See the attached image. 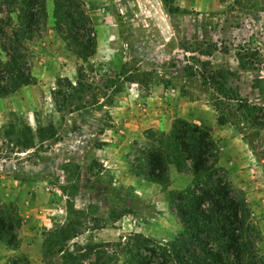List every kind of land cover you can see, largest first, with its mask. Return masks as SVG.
I'll return each mask as SVG.
<instances>
[{
    "label": "rangeland",
    "instance_id": "rangeland-1",
    "mask_svg": "<svg viewBox=\"0 0 264 264\" xmlns=\"http://www.w3.org/2000/svg\"><path fill=\"white\" fill-rule=\"evenodd\" d=\"M43 1L46 19L25 42L36 83L0 98V128L26 123L36 131L54 124L58 135L25 152L0 141V212L20 242L19 251L1 264L18 256L29 264H63L57 249L43 251L46 233L61 225H82L73 241L82 245L117 242L133 233L173 239L182 224L168 192L188 187L192 177L177 173L164 190L132 174L131 165L145 132H168L177 119L212 133L217 166L243 192L264 255V124H254L237 101L231 103L234 118L256 144L252 150L210 100L213 93L224 101L227 96L201 76L214 74L264 115V0H173L178 13H170L163 0H79L90 20L81 33L91 30L96 41L86 61L65 39L55 0ZM6 9L3 4L1 18ZM11 16L16 24L17 14ZM80 65L95 90L62 119L53 92L58 78L75 82ZM218 131L239 144L232 172L230 143Z\"/></svg>",
    "mask_w": 264,
    "mask_h": 264
},
{
    "label": "trees",
    "instance_id": "trees-1",
    "mask_svg": "<svg viewBox=\"0 0 264 264\" xmlns=\"http://www.w3.org/2000/svg\"><path fill=\"white\" fill-rule=\"evenodd\" d=\"M170 13L181 8L173 7V0H163ZM250 0H236V3ZM7 15L0 17V98L8 97L20 88L36 83L32 71V53L25 42L32 41L36 28L46 19L43 0H4ZM54 13L59 24L66 29L65 39L75 53L86 61L95 53L96 41L87 30H81L89 18L79 0H55ZM12 13L17 14L13 24ZM15 25V27H12ZM81 26V27H80ZM12 27V28H11ZM10 28L9 32L7 29ZM204 82L217 85L224 101L215 93L210 95L214 107L226 117L240 133L252 150L256 149L253 138L244 132L236 120L232 102L237 101L239 110L247 112L254 124L263 125L264 115L256 114L259 109L240 97L232 88L223 86L212 74L201 75ZM95 87L86 79L85 68L80 65L75 82L69 78H58L53 92L56 110L62 119L86 95L93 94ZM231 96L236 97H228ZM100 133V124L97 126ZM54 124L38 127L29 124H10L0 128V141L7 140L20 152L36 147L57 137ZM217 142L212 133L201 125L186 119H177L166 131L150 129L144 141L136 148L131 173L143 180L157 184L166 190L170 185V165L180 174L192 177L191 184L181 190L168 192L169 203L174 207L182 224L181 231L171 240L162 242L142 233L129 234L117 242H73L82 234L75 226H58L46 233L43 242L44 254L57 249L63 264H264V255L259 242L260 234L251 221V211L241 190H236L217 166L219 160ZM128 213L136 214L130 210ZM15 227L0 212V243L16 250L19 240ZM7 264H29L25 256H18Z\"/></svg>",
    "mask_w": 264,
    "mask_h": 264
},
{
    "label": "crops",
    "instance_id": "crops-1",
    "mask_svg": "<svg viewBox=\"0 0 264 264\" xmlns=\"http://www.w3.org/2000/svg\"><path fill=\"white\" fill-rule=\"evenodd\" d=\"M224 133H225L224 131L223 132L222 131H218L216 133V136L217 137H224L227 140L226 142L230 143L229 144L230 145V150H227L226 153H227V158H230L229 162H228L229 163L228 168L232 172V171L237 169V167H236L237 164L235 162V159H237V161L240 160V155H234L233 154L234 148L236 146H238L239 144H235V142H234V141H237V139L235 140V138H233V137L230 138L231 137L230 135H226ZM239 140L240 139H238V141ZM237 143H239V142H237ZM223 158H224V155H223ZM218 163H221V161L218 160ZM219 165L221 166V164H219ZM169 171H170V178L171 179H173L175 174L179 173L174 165H170V170ZM179 176L180 177H186V178L187 177H191L189 175H184V174H180V173H179ZM18 251H19V249L13 250V249H10L8 247H0V264L5 260V256L6 255H12L14 253H17ZM1 255H3V256H1Z\"/></svg>",
    "mask_w": 264,
    "mask_h": 264
}]
</instances>
